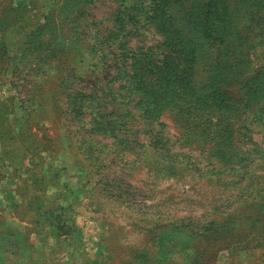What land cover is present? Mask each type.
<instances>
[{
  "label": "rangeland",
  "instance_id": "1",
  "mask_svg": "<svg viewBox=\"0 0 264 264\" xmlns=\"http://www.w3.org/2000/svg\"><path fill=\"white\" fill-rule=\"evenodd\" d=\"M0 37V264H264V0H0Z\"/></svg>",
  "mask_w": 264,
  "mask_h": 264
},
{
  "label": "crops",
  "instance_id": "2",
  "mask_svg": "<svg viewBox=\"0 0 264 264\" xmlns=\"http://www.w3.org/2000/svg\"><path fill=\"white\" fill-rule=\"evenodd\" d=\"M32 131L34 132L35 130H31L30 133ZM15 132L17 134L10 137L13 144L7 145L4 138V126L0 128V217L3 215L9 216L11 223L21 221L14 212V207L17 210L18 208H25L28 211L31 202L30 199L25 200V196L20 193V183L13 184L6 165L7 162H10L8 160L13 161L16 157L29 160L32 154V148L27 144L25 136L27 135V130L25 133L23 132L20 120L15 125Z\"/></svg>",
  "mask_w": 264,
  "mask_h": 264
},
{
  "label": "trees",
  "instance_id": "3",
  "mask_svg": "<svg viewBox=\"0 0 264 264\" xmlns=\"http://www.w3.org/2000/svg\"><path fill=\"white\" fill-rule=\"evenodd\" d=\"M38 34H39V32H38ZM0 39H3V37H0ZM28 41H29V40H28ZM32 43H33V41H29L28 44H27V47H28V46L30 47V45H32ZM35 45H36V46L38 45L37 47H42V44H41V46H40V44H37V43H36ZM27 47H26V48H27ZM46 51H47V49H46Z\"/></svg>",
  "mask_w": 264,
  "mask_h": 264
}]
</instances>
